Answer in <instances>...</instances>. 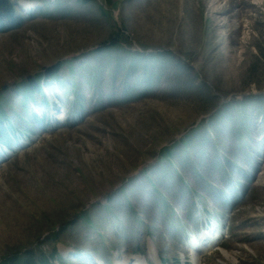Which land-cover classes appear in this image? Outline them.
Here are the masks:
<instances>
[{"label": "rangeland", "instance_id": "374dc122", "mask_svg": "<svg viewBox=\"0 0 264 264\" xmlns=\"http://www.w3.org/2000/svg\"><path fill=\"white\" fill-rule=\"evenodd\" d=\"M29 3L0 26L19 130L0 147V262L56 247V264H194L211 230L201 264H264V0ZM56 67L48 108L23 106L17 89Z\"/></svg>", "mask_w": 264, "mask_h": 264}, {"label": "trees", "instance_id": "16d2710c", "mask_svg": "<svg viewBox=\"0 0 264 264\" xmlns=\"http://www.w3.org/2000/svg\"><path fill=\"white\" fill-rule=\"evenodd\" d=\"M84 2H88L91 0H83ZM0 17H8V18H13L14 17V11L12 9V5L10 3V0H0ZM2 18H0V21ZM121 33L117 32L116 36L120 35ZM113 45H109V47L106 48H112ZM104 48V50L106 49ZM96 54V53H95ZM91 54L90 57H92ZM69 67V76L70 79H73L75 77V69L73 67V62H68L67 63ZM95 71V70H94ZM46 75L49 77H57L58 75V67L53 68V69H48L46 71ZM44 78V75L38 74L34 77V80L31 84L25 83L22 87L21 90L25 96L28 98L31 97L33 93H35L37 90L39 91L40 84L42 79ZM12 128L10 126V119H8L7 114L4 110V107L2 103L0 102V144L4 145L6 142L9 140V137L11 136ZM163 158L167 160L168 163L172 161V150L171 148H164L163 150ZM85 213V212H84ZM80 218L82 220L87 221V216L86 215H81ZM59 241L58 238V232H53L51 234V242L57 243ZM57 255V250L56 248L53 249V252L50 255H46L43 252H39L36 254V252H32L30 250L24 251V252H16L12 254L11 256H6L2 259L0 264H51L50 258L54 257ZM39 257V260L37 263L34 262L36 259L35 257Z\"/></svg>", "mask_w": 264, "mask_h": 264}, {"label": "bare ground", "instance_id": "6f19581e", "mask_svg": "<svg viewBox=\"0 0 264 264\" xmlns=\"http://www.w3.org/2000/svg\"><path fill=\"white\" fill-rule=\"evenodd\" d=\"M217 0H212V6L215 5ZM24 5H25V2H24ZM28 6V5H27ZM26 8V6H25ZM211 233V230L209 231H206L203 233L204 237H206L208 239L207 242H204L203 244H199L197 241L193 240V243L191 244L190 247H192V249L194 250L193 247H196L195 248V252H193L192 254V259H193V263L194 264H201V261H200V258L198 256V254L200 252H204L208 249H210L211 247L214 246L215 242H218L221 240L222 238V235L221 233L218 231L216 234H212L210 235ZM200 247V248H199ZM192 250V251H193ZM222 251V254L227 258V259H230L231 261L234 262V264H236V255H230L227 251L225 250H221ZM152 257H153V261H154V264H161L162 262L159 260V258L157 257V254L156 253H152ZM133 261L134 264H147V262L145 260H141L139 258H130L129 256H125L124 259L122 261H119V262H116V264H130V262ZM161 262V263H160Z\"/></svg>", "mask_w": 264, "mask_h": 264}]
</instances>
